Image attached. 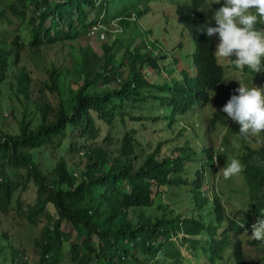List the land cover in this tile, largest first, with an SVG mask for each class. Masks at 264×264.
Wrapping results in <instances>:
<instances>
[{
    "label": "trees",
    "instance_id": "obj_1",
    "mask_svg": "<svg viewBox=\"0 0 264 264\" xmlns=\"http://www.w3.org/2000/svg\"><path fill=\"white\" fill-rule=\"evenodd\" d=\"M209 2L2 0L0 102L10 91L24 110L17 132L0 135V264H29L3 228L12 212L41 227L38 264H64L65 255L70 264H264L251 255L261 242L248 237L264 218V145L239 157L238 211L204 189L217 172L197 108L224 79L213 40L198 30ZM118 29L133 37L105 42L101 56L79 44ZM60 50L79 57L67 66L41 57ZM23 53L41 80L20 66ZM207 118L213 130L226 125L220 111ZM174 192L185 199L177 209L156 204L162 196L176 206Z\"/></svg>",
    "mask_w": 264,
    "mask_h": 264
},
{
    "label": "rangeland",
    "instance_id": "obj_2",
    "mask_svg": "<svg viewBox=\"0 0 264 264\" xmlns=\"http://www.w3.org/2000/svg\"><path fill=\"white\" fill-rule=\"evenodd\" d=\"M2 0H0V7L2 6ZM219 4H216V2H209L207 6L204 8V14L207 17V20L209 19V16L211 15L212 7L213 9L219 8ZM214 24V22H213ZM133 37V30L128 29L126 30H114L111 34L106 33H100L92 35L90 34L86 38H84L82 41H79V44L83 47L89 46L95 53H97L99 56L102 55V48L101 46L105 42H111L113 40L122 42L125 44L127 41H129ZM214 50L215 45L218 42L216 40V37L212 38ZM75 52L70 51V54H66L65 52H62V50L57 52H46L41 55V57L50 62V60L55 61L58 65L60 63L64 65L70 64V57L71 55L75 57H79L75 54ZM62 57H65L66 62L63 61ZM218 64L223 68L224 70V79H236L240 83H242L245 86H264V76L260 75L259 77H249L246 74H243V72H239L237 69L233 68L229 63L217 59ZM70 62V63H69ZM20 66H24L28 71L32 72L33 77L37 78V80H41V75L36 72L34 68V64L30 60V56L26 53H23L21 55L20 59ZM248 70V69H246ZM149 81L153 82L156 81V75L149 74ZM255 78V79H254ZM236 80L229 81L227 84L222 82L211 94H210V102L207 106L203 108H197L198 115L200 117L201 123L200 126L203 128V136L206 138L203 140L205 147H208L209 145L214 148L215 152V171L217 174L211 175L210 180H206L204 189H208L210 194H215L216 196H220L223 205L227 209L228 213H234L238 211L239 207L244 204L242 201L246 199V195L239 194V191L245 192L244 182L242 175L240 173L232 176L230 179H225L223 177V167H226L232 159H238L239 157L244 156L248 150L251 149H257L259 147L258 141L261 139L262 134L259 136L251 138V142L249 143H243L241 141V138L236 136V133L232 130L233 125H219L216 124L214 127L215 130L211 129L208 126V116L213 115L214 113H217L220 111V109L223 107L224 104H226L227 100L231 97V95L235 94V89L239 87V82ZM32 100H35L37 97V89L33 88L32 91ZM10 93V94H9ZM6 94H4L1 102H0V135L2 133H16L18 128V122L21 118V114L24 110V108L14 99V97H11L13 94L9 91ZM11 95V96H10ZM51 101H53L50 98ZM224 114V113H223ZM226 116V114H224ZM225 123L231 124V120H226L224 117ZM207 123V125H206ZM163 128V127H162ZM199 126H197V130L199 131ZM164 129V128H163ZM162 129V130H163ZM234 132V133H231ZM151 137L157 139V135H153L152 133L149 134ZM164 136V135H163ZM166 138L164 140H169L171 137L169 131L166 135ZM158 140V139H157ZM253 142V143H252ZM193 148L198 151V147L196 144H193ZM67 162L70 166L77 168L80 164V157L74 155H64ZM193 169H196L194 166ZM22 194V193H21ZM174 202H176V206H172L170 203V200L167 198H163L162 196L156 200V204L161 206H168L172 209H177L179 207V204L177 203H183L184 204V197L179 192H174ZM34 198V190L32 189V186L24 192L22 195H20V199L22 202L27 205L30 203ZM242 202V203H241ZM180 203V204H181ZM161 214V211H159ZM4 217H1L3 222V228L8 229L9 234L12 236L11 242L16 246L17 248L23 250L25 252V256L27 257L29 264H38V255L34 248V242L39 238L41 233V227H33L29 225L26 222L21 223L17 216L12 212L8 224L3 220ZM64 231H69V226L64 225ZM248 237L253 239L251 237V231L248 232ZM178 238L182 239V235H180ZM245 238L247 239L246 235ZM177 238L174 237V241H176ZM260 250H255L254 253H251L253 259L260 258L264 255V241H260ZM181 251L184 255V257L190 259L189 255H186L185 249L181 248ZM65 263L64 264H70L68 257L64 258ZM191 264H194V261H191ZM253 264V261L250 263Z\"/></svg>",
    "mask_w": 264,
    "mask_h": 264
},
{
    "label": "clouds",
    "instance_id": "obj_3",
    "mask_svg": "<svg viewBox=\"0 0 264 264\" xmlns=\"http://www.w3.org/2000/svg\"><path fill=\"white\" fill-rule=\"evenodd\" d=\"M216 4L220 5L219 8L212 7L209 19L198 29L209 40L216 37L214 56L239 72L248 69L255 75L264 74V28L257 27L264 25V0H216ZM232 80L236 79L223 82L227 84ZM220 112L232 122L226 125L238 128L239 135L246 140L241 139L243 143L262 134L258 145H264V86H245L239 82L235 94ZM222 170L223 177L230 179L241 172L242 164L238 159H232ZM240 227L243 228L244 224L241 223ZM250 231L254 240L264 241V218H258Z\"/></svg>",
    "mask_w": 264,
    "mask_h": 264
}]
</instances>
